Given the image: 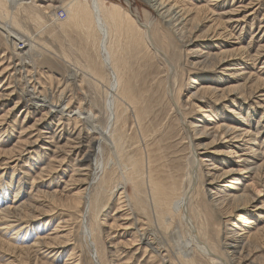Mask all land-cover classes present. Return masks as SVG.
Listing matches in <instances>:
<instances>
[{
	"label": "bare ground",
	"instance_id": "obj_1",
	"mask_svg": "<svg viewBox=\"0 0 264 264\" xmlns=\"http://www.w3.org/2000/svg\"><path fill=\"white\" fill-rule=\"evenodd\" d=\"M58 1L63 4L67 2L68 16L63 22L65 28L75 25L82 31L83 36L85 35L87 40L91 39L96 43L98 58L108 75L103 100L106 122L102 127L98 124L99 113L96 106L93 107L91 105L89 108H85L82 105H78V107L76 106L77 108L69 110V105L62 106L59 102L64 95V91L58 95V101H54L51 98L53 97L52 93H43L40 89L38 90L36 84H41V81L33 78L32 75L31 82H28L26 75L19 77L20 73L25 71L31 62L34 65L36 57H40L41 55L40 52H36L34 38L29 37L23 30V19L30 18L42 25L44 20L40 16L41 11L49 10V15L58 21L59 18L55 15V10L58 6L49 3L40 9L34 0H0V35L3 36L9 48L10 59L14 58L13 61H10L6 67L0 70V75L8 73V77L13 81L10 82L7 88L0 91V99L13 101L19 94L14 105L6 110L3 116L7 117L12 110L19 108H22L20 112L22 110L26 112V116L27 113L33 114L37 113L39 109H44V112H41V116L37 119V122L41 125L50 123L53 118L58 117L57 124L61 126L60 130L69 129L70 125L76 121L83 122L82 124L86 129L85 133L83 132L84 128L75 132L74 127L63 144L61 143L60 134L52 135V133L35 124L30 126L29 129L37 130L35 133L36 139L33 138L35 134L31 136L26 134L29 131L28 128L25 126L21 128L16 147L11 150V152L18 150V153L13 156L14 159L11 157L14 161L22 158L26 151L27 153L35 151L33 148L38 146L39 141H46L49 144L42 143L44 145L41 147L51 150V146H55V149H52L55 155H53V158L49 162L46 161L47 159L45 160V164L41 169V175L47 172L54 175V170H56L54 162L60 155H75L78 169L84 176L80 179L82 180L80 184L86 186L80 187L74 193V200L69 202L71 204L68 205L58 202V188L51 189L52 191L49 188L43 189L40 182V186L34 189V194L27 192V195H24L26 198L24 197L23 200L20 197L16 198L20 195L18 187H15L14 190L15 198L10 197L8 193L5 195L4 193L7 191L3 190V195L0 196V230H5V232H8L12 228L15 230L14 232L11 230L13 235L8 237V242L0 239V244H5L9 248L19 250L26 255L32 253L33 248L40 247V250H42L43 246L46 247L45 243L47 241H53L60 237L58 233H62L60 234L63 235L62 239L66 236L68 237L69 233L65 234L66 226L62 228L59 223L55 228H50L52 229H49L50 232L47 231L48 229L40 230L42 232H39L34 238L29 239L27 237L28 223L26 226L18 228L17 226L23 222L18 224L19 221L16 217L20 215V218H29L27 221H31V223L42 217H48L47 221L49 222V216L52 214L51 210H53V207L62 205L64 209L65 206H68L66 209H70L69 212H71V208L75 206L78 208L79 206V208H82L79 213L82 229L81 235L89 248L91 259L94 263L105 264L102 262L101 257H98V253L106 246L103 247L104 244L102 248L100 247L101 244L98 243L97 237L94 235V227L98 225V229L100 230L96 219L100 218V208L98 209V207L101 203L100 197L102 199L103 194L107 193L109 197L113 194L118 195L117 198L121 201V207L122 203H125V206H127V208L125 207L127 211L122 207L126 213H122L119 218L125 219L124 223L120 224L124 232L122 236L127 231L132 232L133 230L135 234L131 243L134 246L137 245V251L143 249L145 253H149L148 264H258L253 261L245 263L247 258L243 254L247 246H252L253 243H257L264 237V217L259 215L244 218L243 223H240L241 225H238L239 227L237 226L236 230L233 229L236 226L234 222L230 225L226 223L228 221L227 217L234 210L244 209L250 211L249 208L253 205L252 202L262 191L260 188L257 189V192L253 189L251 195H247L245 190L248 184L244 187H238L230 183L231 180L235 179L233 177L234 172L249 171L251 172V179L253 181H258L261 185H264V120H262L264 113V90H261L264 87L261 86L264 81H256L252 84L251 74H245L241 80H238L233 75L238 72L237 70L232 72L233 77H229V79L234 78L233 82L236 81L235 85L232 84L226 87H218L210 82H198L197 79H193L192 81L198 84L194 86L196 90L191 96L198 99L202 104H206V107H209L207 111L210 110L205 114L206 119L201 128L197 127L199 126L198 123L188 119L187 113L183 111L185 104L180 101L183 88L190 79L188 76L185 78V66L187 64H184L181 60V53L182 55L185 52L194 55L201 53L199 45L191 52L189 45L194 43V38H200V34L196 35L195 31L200 29L202 18L215 21L212 28L205 30L202 35L203 37L210 39L217 36L218 38L224 35V32H227L226 35H230L228 39L234 38L232 37L234 33L232 34L233 31H229V28L233 29L238 26L240 22L244 21L246 16L243 18H233L228 17V15L234 12L239 13L241 8H237L235 4H232L230 12H225L223 7H221V5H224L223 2H220L221 0L207 2L211 4L193 3L186 0H143L149 5L150 12L155 14L159 19V23L162 25L161 36L167 39L168 45L171 46L173 43L176 48H181V52L178 54L179 58L174 63L168 52L163 47L157 46L158 43L155 31L152 29V23L149 20L145 22L141 21L135 13L124 10L118 2H107V0H56V2ZM202 1L204 0H200V2ZM211 5H217L219 9H216L215 12L210 7ZM210 9L213 15H216L214 19L210 16ZM21 13L25 15L21 17ZM219 28L224 29V31H216ZM124 33L130 39L131 46H141L143 43L149 50L148 52L152 53L163 65L164 70L162 74L166 71L163 81L165 84V95L168 97L169 94V97H172L169 115L173 113L172 115L178 117L182 122V132L177 131L179 134L175 132L170 135L171 137L179 135V139H181L172 152L170 150L166 151L165 147L163 149V145L160 144L161 141L159 143L156 141L158 138L156 134L159 133V130L155 127H149L151 125L149 117L151 116H148L149 113L146 114V110H141L142 106H140L139 100L129 93L123 67L125 59L123 57L124 47L121 43V38L124 36ZM210 35L212 36L210 37ZM126 40L128 39L125 38ZM233 41L240 40L239 38H235V40L228 42H210L211 44L215 43L220 48L208 49L205 53H201L193 58L189 64L193 67H199L203 71H208L215 69L216 66L222 65L223 62L233 59V57L240 54L239 58H234L236 60L231 64H245L244 67H246L247 62H244L243 59L251 55L243 52L242 45L238 47L239 54L230 49H222L223 46L239 43ZM35 43L37 42L35 41ZM261 46L264 47V45ZM262 47L259 46L258 49L260 50ZM257 52L253 56H257L260 53L259 51ZM249 58L251 59L252 57ZM66 61L69 62V60ZM70 63L72 64L70 78H74L81 72H79L76 64ZM178 67L181 69L183 76L181 84L178 85L177 93L174 95L170 90L174 89V79ZM226 69H230V67L227 66ZM88 71V75L98 81V83H102V80L98 78L100 74L97 66L89 65ZM236 75L240 74L237 73ZM23 77L22 82L21 78ZM159 80L161 78L157 77L154 81ZM241 81L243 82L240 84ZM259 92L260 95L258 96L257 93ZM243 101L248 102V108L251 104L259 105L258 107L262 108L258 119L256 115L255 117H251L249 110H247V113L240 111ZM214 102H223L226 108H231L230 110L233 115L232 117L229 116L230 122L220 123L214 129L211 126L212 131H210L207 127L210 124H214L212 121H215L216 117L220 115L217 111H213L212 103ZM198 107L201 109V105ZM130 116L136 120L139 134L142 137V143H137L139 145L136 144L133 147L132 145H128L130 137L127 129ZM252 119H254V123L248 128L247 126L251 123ZM170 127L169 121H166L165 130ZM170 130H173L172 127ZM201 133L208 137L212 136L213 140L209 144L203 143L204 146L197 144L195 139ZM184 135L187 138V142H184L187 143V152H185L186 149L185 151L182 149L184 144H181L182 139L185 138ZM224 135H230V140L237 142V145L234 146L239 148L240 151H242V147L238 146V143H240V140L245 141L243 147L247 151L241 153L240 158L235 162L239 166L237 169L222 170L221 165L219 166L214 162L211 164L207 163L208 158L216 156L209 154V150L217 148L216 137L223 138ZM246 136H249L247 140H245ZM232 147L229 146L227 150L229 155L233 154ZM0 150L3 149L0 148ZM213 153L218 154L220 151L216 150ZM169 155L171 156L169 157ZM64 158L66 157H63L61 161L58 159L60 161L58 162L62 164ZM91 176L93 177L90 182ZM243 177L242 175L237 177V183H241ZM90 183L95 184L94 187L97 192H94V196H92L89 190ZM129 186L132 192H129ZM251 190L252 188L250 192ZM9 191L13 192L12 190ZM43 204L48 209H41ZM96 210L98 211V215L95 214L96 217H92L93 219L89 223L88 215H90L91 219L90 213ZM39 211H42L41 217L36 215V212ZM49 213L51 214L49 215ZM261 217L263 218V222L259 225ZM40 225L41 223L37 224L34 228L37 229ZM176 225L177 228L175 227ZM178 227H180V231ZM222 229L227 230L223 236H221ZM176 232L182 233L181 236L185 238V243L180 239L177 242L173 240ZM104 233L103 238L106 240L103 239L102 243L106 241L111 243L107 247L109 246L108 250L113 260L115 256L113 249H118L119 245L111 241V238L114 236L111 235L110 231H104ZM74 245L72 246L74 247ZM51 252L54 251L51 250ZM98 258L99 260L101 259L100 262ZM72 264H74L73 261Z\"/></svg>",
	"mask_w": 264,
	"mask_h": 264
},
{
	"label": "rangeland",
	"instance_id": "obj_2",
	"mask_svg": "<svg viewBox=\"0 0 264 264\" xmlns=\"http://www.w3.org/2000/svg\"><path fill=\"white\" fill-rule=\"evenodd\" d=\"M34 1L36 2V5H39L38 7L40 9L44 8L49 3L53 5H57L58 7H56L55 15L59 19L58 21L54 20L52 16L49 15V10L41 11L40 16L44 20V23L42 25L30 18L23 19V22H22L23 30L26 32V34L29 35V37L34 38V40L37 42L35 43L34 41V44L36 45L35 49H36V52L37 53L40 52L41 55L40 57L39 56L36 57V61L34 65L32 64V62L30 64L28 63L29 67L28 66L26 67L27 71L25 70L21 72L19 77L26 75V79L28 80V82H31L30 80H31V77L33 76V78H36L38 79V81H41L40 82L41 84H36L38 87V90L40 89V91H42L43 93L45 92L52 93L53 97L51 98L54 101H58L59 99L58 95L61 94L62 91H64V95L59 102L62 106L69 105V110L77 108L78 105H82L85 108L87 107L89 108V106L91 105L93 107L96 106V109L99 113L98 124L102 127L106 122V115H105L106 113L104 112L103 100H104V94H105V84L107 83L108 75H107L106 69L103 68L98 58V55L96 52V43L93 42L91 39L87 40L85 35L83 36L82 31L75 25L70 26L69 28L68 27L65 28L63 22L68 16V11H67V6H66L67 2L63 4L59 1L56 2V0H34ZM109 1L118 2L119 4L122 5L124 10L132 11L143 22H145L146 20H149L152 23V27H153L152 29L155 31L156 41L158 43L157 46L163 47L166 50V52H168L172 61L176 63L177 59L179 58L178 54H180L181 48H176L175 45H173V43H172L173 46L172 45L169 46L166 41L167 39L161 36V31H162L161 26L162 25H160L159 23L160 21L157 18V16L153 14L152 12H150L151 10H150L149 5H147V3H145L143 0H107V2ZM186 1L193 2V3L198 2L201 4H205V3L211 4L207 2H213L211 0H204L202 2H200V0H186ZM253 1L254 3H252ZM220 2L224 3V5H221V7H223L225 12H230V9L232 8V4H235L237 8H241L239 13L237 12L229 13L228 17L243 18L244 16H246L244 18V21L240 22L238 26L234 27L233 29H231V27L229 28V31H233L232 34L233 33L234 34L232 35V37L234 38L228 39V36L230 35H226L227 32H224V35H221L218 38L217 36H214L213 38H210V39L203 37L202 35L205 32V30H207L208 28H212L213 23L215 21L202 18V25L200 29L198 30L194 29L196 30L195 31L196 35L200 34L199 36L200 38H194V41H193L194 43L189 45L190 52L193 49H196L199 45L201 53H205L208 49L220 48V46L215 44L216 41L228 42L230 40L231 41L235 40V38H239L240 41H233V42H239V43H236L230 46H223L222 49H230V50L235 51V53L239 54L238 47L242 45L243 52H246V54L251 55V56H248L247 58L249 57H252V58L243 59L244 62L245 61L247 62L246 67H244L245 64L244 65L231 64L234 62V60L239 58L240 56L239 54L233 57V59H230V60L228 59V61L223 62L222 65L216 66L215 69L213 70L203 71L199 67H193L191 64H189V62L193 58L197 57L201 53H196L198 55H194L192 53L187 54L186 52L184 53V55H182L181 53V60L183 61L184 64L185 63L187 64L185 66V78L187 76L190 77L188 83L184 86L183 91L181 93V97H180V101L183 104H185V108L184 110L183 109L182 110L187 113L189 120H192L198 123L199 125L197 126L198 128L202 127V124H204V120L206 119L205 114L209 112L210 110L207 111V108L209 107H206V104H202L198 99L191 96L192 93L196 90L194 86L198 84V83H194L192 81L193 79H197L198 82H201V81L210 82L214 86H218V87H226L232 84L235 85L236 81L233 82L234 78L229 79V77H233V75L236 76L235 78H237L238 80H241L245 74H248V75L251 74L252 84L255 83L256 81H262V80L264 81V47L261 46V45H264V0H259V1L251 0V2L250 0H221ZM210 7L215 12H216V9H219L217 5H211ZM63 11L66 14L61 16V13H64ZM209 13H210V16H212V19H214L216 15H213V13L211 12V9L209 10ZM24 15H25L24 13L20 14L21 17H23ZM228 17H226V19H228ZM216 31L221 32V31H224V29L219 28ZM125 34L126 33H124V36L122 35L123 37L121 38V43L123 44V47H124L123 57L125 59V65L123 67H124V74L126 76L125 80L128 85L129 93L131 96H134L135 98L139 100L140 106H142L141 110L142 111L146 110V114L149 113L148 116H151L149 117L151 120V125L149 127H155L159 130V133L156 134V137H158L156 141L158 143L161 141L160 144L163 145V149L165 147L166 151L170 150V152H172L174 148L177 146V144H179V141L181 139H179V135L175 137H171L170 135L177 131H180V133L182 132L181 130L182 122L178 117L176 116L174 117V115H172L173 113L170 112L171 114L169 115V108H171L172 97L171 96L169 97V94H168V97L165 95V84L163 81L166 76V71H164V73L162 74L164 70L163 65L158 61L157 58L154 57V55H152V53L148 52L149 50L143 43L141 44V46H138V45L131 46L132 43L131 41H129L130 39L128 38L127 34L126 35ZM211 36L212 35H210V37ZM125 38L128 40L125 41ZM212 41H214L215 43L211 44L210 42ZM164 45L165 46L167 45L166 46L167 48ZM259 46L262 47L260 50L258 49ZM257 51H259L260 53L257 56H253L256 54ZM9 56H10L9 48L3 36L0 35V70L6 67L10 63V61L14 60V58H12L11 60L10 59L11 56L10 57ZM65 59L69 60V62H67ZM70 62L76 64L77 67L79 68L78 69L79 72H81L79 75H76L74 78H70V74L72 73L71 71L72 64ZM89 65L97 66V68L99 69L98 72L100 74L98 78L102 80V83L101 82L98 83V81H96L90 75L87 74V72H89L88 71ZM227 66H229L230 69H226ZM236 70L238 72L232 75V72ZM237 73L240 75H236ZM182 76H183V73L181 69L178 67L176 77L174 79V89L170 90L174 93V95L177 93L178 85L181 84ZM157 77H160L161 80L154 81ZM21 79L23 82L24 77ZM243 81H241L240 84ZM10 82H13V81L8 77V73H6V75L4 73L1 74L0 75V91H2V89L4 88H7L10 85ZM261 86H264V82L263 84H261ZM261 90H264V87ZM257 95L259 96L260 92L257 93ZM230 96H233V95H230ZM18 97H19V94L16 96V98L13 101L9 99H0V148L3 149V150H0V196L3 195L2 191L6 190L7 192L4 193L5 195L6 193H8L10 197L15 198L14 190H15V187L16 188L18 187V189H20V192H19L20 195H18L16 198L20 197L21 200H23L25 197L24 195H27V192L34 194L35 192L34 189L40 186V183H42L41 187H43V189L49 188L50 191H52L51 189H56V188L59 189L58 190L59 192H57V195H58L57 200L59 203H64L67 205L71 204L69 202L74 200V197H73L74 193L80 187L86 186V185L82 186L80 184L82 181L80 179H82L84 176L82 175V172L79 171L78 169V164H76L77 161L75 159L76 157L75 155H64V156L60 155L58 159L61 161L63 160V157H66L64 158L65 162L62 161V164H60L59 163L60 161L58 159L55 160L54 167H56L55 168L56 170H54L55 171L54 175H52V173H49V172L45 173L44 175H41V169L43 165L45 164V160L47 159L46 161L49 162L50 159L53 158V155H55L54 152L52 151V149L53 150L55 149V146H51L52 148L51 150L43 149L41 146H43L44 144L42 143H47V142L39 141L38 146L33 148L35 149V151L33 150L28 153L26 151L23 157L18 159V161L13 160L14 159L13 156L16 153H18V150L17 151L15 150L16 152L15 151L11 152V150H13V148L16 147L15 145L17 141L19 140V136H20L19 132L23 126L28 128L29 131L26 132L28 136L34 135L37 131L36 129L35 130L29 129L30 126H32L33 124H35L36 126L42 127V129L46 130L47 132L52 133V135L60 134L61 143L64 144L65 140L68 137V134L70 133L71 130L74 129V127H75L74 129L75 132L76 130H80L81 128H82L81 130H83L84 128L83 132L86 130L84 125L82 124L83 122H77V121L73 122L70 125L69 129L60 130L61 126L57 124L58 117H55L51 120L50 123H45L41 125L37 122V119L44 112L43 111L44 109H39L37 113H33V114L27 113V116H26V112L24 110L20 112V109L22 108H19V109L12 110L9 116L7 117L3 116L6 110H8L11 106L14 105L15 100H17ZM247 103L248 102L243 101L242 109L240 111L242 113H247V110H249L250 116L255 117L256 115L258 119V117L260 116L259 112H261L262 108L258 107L259 105L257 106L256 104H251V106H249L248 108L249 104ZM199 105H201V109H199L198 107ZM212 106H213V111H217L220 115L216 117L215 121H212V123L214 124H210L207 127L210 131H212L211 126L214 129V127L215 126L217 127V125H219L220 123L230 122L229 116L232 117L233 115L230 110L231 108L230 107L226 108L223 102H214L212 103ZM222 112H225V113H222ZM262 120H264V113H263ZM166 121H169L173 130H170L171 127L165 130ZM253 123H254V119L251 120V123H249L247 127L250 128L253 125ZM127 131L129 132L128 134L130 137V142H128V145L130 146L132 145L133 147L137 143L139 144L142 143V140H141L142 137L139 134L140 132L137 126V122L136 120H134L132 116L129 117V125H128ZM177 134H179V132H177ZM45 135H48V134H45ZM184 137L185 138L182 139L181 144H184V147L182 146V149L184 151L186 149L185 152H187L188 151V147L186 145L187 143H184V142H187L186 135H184ZM230 137H231L230 135H224L223 138L216 137L217 138V141H216L217 148L209 150V154L216 155V156L208 158L207 163L211 164L212 162H214L218 164L219 166L221 165L222 170H225V169L227 170V169H232V168L237 169L239 167L237 166V163L235 162L240 158L239 156H241L240 155L241 153L247 151L243 147L244 146L243 144L245 141L244 140L239 141L240 143H238V146L242 147V151H240L239 148L234 146V145H237V142L231 141ZM33 138L35 139L37 138L36 134L33 136ZM248 138L249 136H246L245 140H247ZM195 140L197 144H201V146H204L203 143L209 144L213 140V137L212 136L208 137V136H205L203 133H201L197 135ZM233 143H236V144H233ZM229 146L230 147L233 146L232 147L233 154L231 155H229L227 152ZM216 150L220 151V153L214 154L213 152H215ZM170 156L171 155H169V157ZM11 157H13V159ZM241 175L244 177L241 180V183H237L238 182L237 177ZM92 177L93 176L90 177V182L92 180ZM233 177L235 179L231 180L230 183L234 184V186L244 187L246 184H248V187L250 188L246 187V190H245L247 195H251L253 189L256 192L258 188L262 190L260 192V195L255 197L254 201L252 202L253 205H251V207L249 208L250 211H246L244 209L234 210L227 217L228 221L226 224L230 225V224H233L234 222L236 226H234L233 229L236 230L239 227L238 225H241L240 223H243L244 218H247L250 216L256 217L259 215L264 217V204H263L264 203V185H261L258 181H253L251 179V172L249 171H235ZM94 185H95L94 183L89 184V187H90L89 190L92 196H94L93 195L94 192H97L95 190ZM31 187L33 188L31 189ZM251 188L252 190L250 192ZM9 190H12L13 192ZM128 190L129 192H132L130 186ZM103 195L104 196L101 195L103 197L102 199L100 197L101 203L98 207V209L100 208L99 209L100 218L98 216L97 217L99 219L96 218L99 223L100 230L98 229V225H96L97 227H94L95 229L94 235L97 237L98 243L101 244V245L99 244L100 247L102 248L104 244L105 245L103 247L105 246L106 247L102 249L100 248L102 253L101 252L98 253L99 254L98 257L100 256L102 259V262L105 264H108V263L109 264H148V260L150 256L149 253H145L143 249L140 251H137L136 250L137 245L134 246L132 245L133 243H131V240L133 239V236L135 234L133 233V230L132 232L127 231L122 236L124 232L122 231L123 229L120 224L124 223L125 219L122 220L119 218L121 217L122 213H126L127 206H125V203H122V207L124 208L126 207L125 208L126 211L123 210L124 208H122L120 204L121 201H119V199L117 198L118 195L113 194L110 197L108 196L109 194L107 193ZM67 207L65 206L64 209L62 205L60 206L58 205V207H53V210H51L52 214L49 213V215L51 214L49 216L50 217L49 222L47 221L48 217H42L41 219H37L35 222L31 223V221H27V219L29 220V218H26V217L20 218V215L18 214L19 216L16 217V219L18 218V221H19L18 224H20L21 222L23 223L20 224L21 226L17 224L18 225L17 227L19 228V227L26 226V224L28 223L27 224L28 226L27 237L29 239L34 238L39 232H42L40 230L48 229L47 231L50 232V230L55 228L56 225H58L59 223L61 224L62 228H65L66 226L65 234L69 233V236L68 237L66 236L65 238L62 239L63 235H60L62 233H58V235L60 236L58 239H55L53 241L49 240V242L47 241V243H45L46 247L43 246L42 250H40V247L33 248L35 251L33 250L34 252L32 251V253H30L29 255L23 254L19 250H16L14 248H9L5 244H2V245L0 244V264H45V263L46 264H72V261L74 264L75 263L85 264V262L86 264H97V262L94 263L93 260L91 259V254L88 250L89 248L87 247L81 235L82 229H81L79 213L82 208H79V206L77 208L75 206L71 208L72 209L71 210L72 213H71L69 212L70 209H66ZM41 209H48V207L45 204H43ZM97 210L94 212L92 211V213H90L91 219H90V215H88L89 223H91V220L94 217H96V215H98L97 213L99 210L98 211ZM41 212L40 211L36 212V215L41 217ZM52 218L53 219L55 218V219L53 220ZM229 219H232V220H229ZM262 222H263V218L261 217V220L259 221V225H261ZM40 223L41 225L39 228L37 229L34 228L37 224H40ZM0 227H1V224H0ZM175 227L177 228V225ZM225 227L227 226L225 225ZM67 228L68 229L70 228V229L68 230ZM96 229L98 230V232ZM11 230L14 232L15 229L13 230L12 228ZM11 230H9L8 232H5V230L1 229L0 239L7 241V239H9L8 237L13 235ZM178 230L180 231V227H178ZM104 231L106 232L110 231L111 235L114 236L113 238H111V241L114 244L117 243L116 245H119L118 249L117 248L116 250L113 249L115 252V256L113 260L108 250L111 243H109L108 241L102 243L104 241L103 239H105L103 238L105 234ZM225 231L227 230L222 229L221 236L226 234ZM33 233H34V236H33ZM181 234L182 233L176 232L173 240L177 242L180 239L182 242L185 243V238L184 237L182 238ZM259 241L257 243H253L252 246L250 247L247 246L243 254V256L244 257L246 256L247 258L245 263H248L251 261L256 262L258 264L264 263V237L261 238ZM72 245H74V247ZM107 245L109 246L107 247ZM105 249L108 252L107 251L105 252ZM51 250L54 252H51ZM48 257L50 258V260ZM107 257H108V260H107ZM83 260L85 261L83 262Z\"/></svg>",
	"mask_w": 264,
	"mask_h": 264
},
{
	"label": "built area",
	"instance_id": "obj_3",
	"mask_svg": "<svg viewBox=\"0 0 264 264\" xmlns=\"http://www.w3.org/2000/svg\"><path fill=\"white\" fill-rule=\"evenodd\" d=\"M65 15V13H61V16Z\"/></svg>",
	"mask_w": 264,
	"mask_h": 264
}]
</instances>
